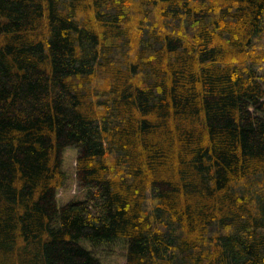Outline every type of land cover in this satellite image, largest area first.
Instances as JSON below:
<instances>
[{"label": "trees", "instance_id": "16d2710c", "mask_svg": "<svg viewBox=\"0 0 264 264\" xmlns=\"http://www.w3.org/2000/svg\"><path fill=\"white\" fill-rule=\"evenodd\" d=\"M121 242L264 264V0H0V264Z\"/></svg>", "mask_w": 264, "mask_h": 264}, {"label": "rangeland", "instance_id": "374dc122", "mask_svg": "<svg viewBox=\"0 0 264 264\" xmlns=\"http://www.w3.org/2000/svg\"><path fill=\"white\" fill-rule=\"evenodd\" d=\"M79 149L77 147H67L61 153V167L67 175L65 186L57 193V202L63 206L67 202L83 196V189L79 186L77 179V159ZM103 264H125L126 244L121 242L110 248L98 250Z\"/></svg>", "mask_w": 264, "mask_h": 264}]
</instances>
